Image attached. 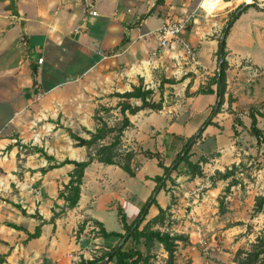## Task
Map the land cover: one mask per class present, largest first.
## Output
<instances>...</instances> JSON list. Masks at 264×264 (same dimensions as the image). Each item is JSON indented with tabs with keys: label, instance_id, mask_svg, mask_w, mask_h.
Masks as SVG:
<instances>
[{
	"label": "crops",
	"instance_id": "obj_1",
	"mask_svg": "<svg viewBox=\"0 0 264 264\" xmlns=\"http://www.w3.org/2000/svg\"><path fill=\"white\" fill-rule=\"evenodd\" d=\"M90 1L91 4H86L87 0H16L18 12L16 16L5 8L9 0H0V112L11 115L8 121H5L4 125L7 126L3 129L19 131L20 142L24 145L43 147L39 145L38 126L32 129L35 131L32 135L36 137L31 141L33 137L30 138L27 131L32 125L19 120V117L30 112L31 108L36 111L38 118L39 112L44 116L48 114L41 111V108L42 110L52 108L51 118L54 119L53 116L56 114L57 118L61 119L60 121L55 119L52 123V128L57 131L62 129L65 131L66 127L73 131L80 126L89 128L93 122L90 105L94 107L98 102L115 105L118 98L109 97L110 93L130 90L132 85H137L140 81L145 87L153 88L149 83L154 84L157 81L158 84L161 76L178 79L189 73L191 76L176 84L178 87L172 86L177 97L174 104L163 106L157 111L143 108L136 114L129 115L133 123L131 128L147 130V141L154 140V145L155 138H152V132H159L157 138L161 139L162 149L157 146L155 150L144 147L143 150L159 151L163 164L169 165L170 163L164 159L166 156L162 154L164 147L167 148L169 155L177 152L175 150L177 143L172 144L171 138L175 136L186 139L194 130L189 124L191 117L185 115L189 113L198 115L200 123L210 114L215 103L216 85L213 83L210 84L212 93L185 96L184 88L191 80L189 92L193 93L211 82L215 76L221 35L217 30L220 23L215 27H207L196 25L201 23L200 18L196 19L193 23L196 26H192L184 37L187 45L195 52V55L191 56L178 43L167 47H159V43H150L148 38L150 30L142 29L146 18L138 25L130 26L128 25L130 20L126 17L122 19L115 17L119 10L118 6H114L121 0ZM110 6L113 7L110 13L112 16L108 15ZM234 8L236 3L228 11ZM92 10L96 11V15L91 14ZM119 23L123 26L122 31L126 32L111 40L110 33L118 29ZM123 38L127 39L125 44H121ZM225 51L228 66L225 101L222 105L224 107H221L220 112L213 117L214 124L204 129L202 142L209 136L222 133V118H227L226 124L231 128L234 115L227 111L228 96L234 99L231 108L237 115L241 109L247 113L251 105H258L264 101L263 8L252 5L239 14L225 35ZM40 57L43 58L41 63L38 62ZM177 63L181 64L179 68L176 67ZM257 91L259 95L256 94ZM244 97H248L247 102H243ZM113 99L115 101L112 102ZM85 112L90 116L87 118L81 116L85 115ZM240 118L249 128V123ZM236 128L239 131L238 125ZM259 128L264 131L262 127ZM65 133L66 139L57 140L56 143L66 148L65 153L52 154L45 148L44 150L57 161L65 158L85 159V147L75 146L74 141L66 131ZM9 135L7 133L0 137V195L3 198L0 200V264H76L81 257L91 259L98 256L93 254L96 252L95 249L107 251L118 244V237L104 238L95 231L89 235L86 226L90 221L85 223L79 234L77 229L84 218L97 219L105 227L102 215L112 212L116 213L119 226L116 230H108L106 227L105 229L124 232L116 207L121 205L123 193L130 194V197L134 193L125 186L120 191L109 186L104 188L105 180L120 174L122 169L116 165L92 162L85 169L77 205L62 210L64 201L59 199L57 194L68 182V174L73 165L65 164L43 173L40 168L47 166V161L39 155L38 164L29 167L27 159L26 169L17 173L19 160L16 156L21 152L16 142H11ZM138 142L140 143L139 139ZM8 145L11 147L8 148ZM218 150L214 152H219ZM200 155L207 156L208 153L202 151ZM145 158L155 159L157 164L156 158L145 156L138 161L139 168L134 177H138L141 171L143 174L140 175V179L148 189L138 204H134L135 213L152 192L156 184L153 177L163 173V169L158 165L157 172L144 173L142 169ZM212 159L214 158L209 161ZM218 169L221 170L220 167ZM23 186L26 187L25 190H22ZM13 189L18 193L12 197L10 191ZM101 195L105 197L101 198ZM9 200L19 203L28 214L38 212L44 221L41 223L40 219L22 214L8 202ZM156 200L162 208L171 205L164 188L158 191ZM173 211L171 208V212ZM54 212L59 214L54 222H51L50 218ZM157 213L158 207L152 204L146 220ZM133 219L127 218V222L130 223ZM7 222L21 225L30 233L40 224V234L38 237L28 238L26 231L15 229L7 225ZM93 227L94 225L90 226ZM94 228L97 230V227ZM195 261L193 257L191 264H195Z\"/></svg>",
	"mask_w": 264,
	"mask_h": 264
},
{
	"label": "rangeland",
	"instance_id": "obj_2",
	"mask_svg": "<svg viewBox=\"0 0 264 264\" xmlns=\"http://www.w3.org/2000/svg\"><path fill=\"white\" fill-rule=\"evenodd\" d=\"M198 1L199 0H121L117 5L114 6H118L117 8L119 10L115 17H118L119 19L126 17L130 20L128 24L130 26L138 25L142 19L146 18L144 26L142 27L143 31H153L167 18L170 20H176L184 16L186 13L196 10ZM237 2L238 0L235 1V3ZM256 3L264 6V0H257ZM86 4H91V1L87 0ZM150 8H152L151 12L149 15H147L146 13ZM112 9L113 7L110 6L108 15H110ZM127 9L129 10L127 11ZM236 9L237 7L228 11L227 8L224 11H218L216 14L212 15H206L203 12L197 11L196 16L197 18L201 19V23H196V25L215 27L216 24L218 25L220 23L219 29L217 30L218 33H220L222 32L228 20L234 15ZM119 25L116 31H112V33H110L111 40L115 39V36H120L123 32H126V30L122 31L121 27L123 26L120 23ZM196 25L191 23L186 27L181 36L184 43L186 42L184 39L185 35L190 32L192 26L194 27ZM148 38L150 43H158L157 34L155 32L151 33ZM178 44L186 49L182 43ZM186 44L188 43L186 42ZM103 46L104 43L100 46V48L102 49ZM180 66V63L176 64L177 68ZM171 69L175 68L171 67ZM176 75H178V72ZM149 84L156 90V93L152 99L157 100L159 98L157 81L154 84ZM175 86L178 87V85ZM166 87V89H168L170 86ZM173 91L176 90L173 88ZM258 91L256 94L259 95ZM166 93L167 92H165V97L170 99L167 97ZM176 98L177 97L175 96L172 97V104L176 102ZM254 98H256V96ZM242 100L243 102H247L246 100H248V97H244ZM113 101L115 100L113 99L112 102ZM103 102L105 103V100H103ZM100 104L102 103L98 102L94 105V107L93 105H90L92 112L91 118L93 122L89 125V128L85 126L76 127L74 130L75 132L83 136H88L85 129H95L97 123L93 119V114L95 109ZM261 104L262 102L258 103L257 106L264 110V105ZM181 106H183V104ZM41 111L48 114L44 116L39 112L38 118L36 117V111L31 108L30 112L23 114L22 117L20 116L19 120L22 123H29V125H32L27 131L30 134L29 137H33L31 138V141H34L36 137L35 135H32V132H35L32 131V129L38 126L39 145H42L43 149L45 148L47 152L52 154L65 153L66 148H62L56 144L57 140L64 141L66 139L65 131L63 129L57 131L56 129L52 128L53 121H55V119L60 121L61 119L57 118L56 114V118L55 116H53L54 119L51 118L50 113L53 112L52 108H46L44 110L41 108ZM101 114L109 124H112L113 120L119 117L117 110H113L110 114ZM209 115L210 114L207 116ZM10 116L11 115L7 112H0V137H3L5 134L9 133V137L12 139L11 142L15 143L17 140L18 143L23 146L20 147L18 145V148H20L19 152H21L16 156L19 160L16 168L18 173L26 169L25 165L27 163V159L29 161V167L30 165L38 164L39 153H35L31 148L32 146L24 145L20 142L21 138L19 137V131L3 129L7 126L4 125V123L5 121H8ZM81 116L87 118V116H90V114L85 112V115L81 114ZM158 116H160V114H158ZM185 116L191 117L189 124L191 127H194L193 132H191L190 136H188L191 137L198 131L200 124L203 121L199 123V116L192 113L186 114ZM237 116L239 118L242 117L246 123H249L250 125L248 112L244 113V110L241 109L239 115ZM221 121L223 124L221 126V134L209 136L202 142V132L199 138L197 135L196 139L194 140L195 143L191 145L190 159L192 161L199 160L198 158L200 157V153L202 151L208 153V162H201L204 176L189 178V176L183 172L184 164L182 162L176 171L171 174L170 178L165 181L164 190L168 196L169 203L171 204L170 206L172 209H174V211L167 216L165 224L168 223V225L165 226L164 224L161 229L164 230L167 228L170 232L186 235L189 239V244L179 242L175 253L176 264H190L193 257L196 260L195 264H204L206 259L214 261L217 264H235L233 261L235 251L238 248H249L250 243L254 241L256 235L261 231L262 228H264V215L253 214L252 212L254 197L259 194H264V145L259 147L256 144L255 138L249 135V129L243 124V121L241 125H238V134H233L229 124H226L227 118H222ZM258 125L264 129V117L259 116ZM152 133V138H155V145L154 140L147 141V130L142 128L140 130L138 128H131L124 133V147H126V149H133L136 151L134 160L135 162L143 159V147L155 150V148L158 146L162 149V144L160 143L161 139L159 137L157 138L159 132L153 131ZM138 139L140 140L141 144L138 142ZM170 142L172 144L177 143V145H175V150L178 151L184 144L185 139L183 137L176 138L173 136ZM166 150L167 148L164 147L162 154L166 156L164 157L165 161L167 163H171L176 152L169 155ZM215 150H218L219 152H214ZM212 157L214 159L209 161V159ZM143 162H145L144 169H142L144 173L151 174L159 170L157 164L155 163V159L145 158ZM239 162H242L243 166L239 168L235 175L242 179L241 186L235 185L232 186L229 191H225L224 188L226 187L227 180H219L216 182L214 187L210 186L208 177L214 173L215 169L220 167L221 170H224L225 167L230 166L232 163ZM142 174L143 173L140 171V175ZM140 175L138 177H130L121 170L120 174L106 179L104 182V188H108L107 186H109L112 189L120 191V189L125 186L130 188V190L134 193L132 197L129 196L130 194L123 193V200L120 201V206H122L121 208L129 219H132L137 215L138 211H136V213L134 212V204H138V202L145 196L148 189V187L140 179ZM62 188L63 186L61 189ZM25 189L26 187L23 186L22 190ZM34 192L35 191H33V194H35ZM17 193L18 191L13 189L10 191V196L13 197ZM103 197L105 196L101 195V198ZM1 199L3 198L0 195V200ZM102 217L105 219V227L108 230H116L118 228L119 222L116 213H105L102 215ZM146 219L147 216L145 217V220ZM144 221L142 222L141 226L143 225ZM25 224H27V222H25ZM247 225H249L250 230L247 228ZM90 226H93L91 221L86 226L88 229L87 233H89V235H91L93 231L96 233L97 230L94 227L90 228ZM197 231L201 233L203 239L205 240V245H201L197 242V236L195 233ZM130 247L140 249L144 252L146 251L145 245L143 243L134 242L131 239H129L125 244V248ZM204 247L206 248V255L204 253L205 251L203 250ZM95 251L96 252L93 254L101 255L106 250L95 249ZM151 253L153 255V258L151 259L152 263L164 264L167 254L160 244L155 243L154 246H152ZM163 253L165 256H163Z\"/></svg>",
	"mask_w": 264,
	"mask_h": 264
},
{
	"label": "trees",
	"instance_id": "obj_3",
	"mask_svg": "<svg viewBox=\"0 0 264 264\" xmlns=\"http://www.w3.org/2000/svg\"><path fill=\"white\" fill-rule=\"evenodd\" d=\"M158 1V0H157ZM162 1V0H160ZM16 0H9V3L5 5V8L10 10L13 15H18L16 5ZM242 7V4L237 7ZM248 6L241 9L239 14L247 9ZM151 9L146 13L150 14ZM236 9V10H237ZM239 16V15H238ZM237 16V17H238ZM236 17V18H237ZM232 25V24H231ZM230 25V26H231ZM188 26V25H187ZM229 29V28H228ZM228 31V30H227ZM227 34V32H226ZM225 34V35H226ZM127 42L126 38H123L121 44H125ZM219 51V50H218ZM219 53V52H218ZM226 51H225V37L223 40V50H222V60H221V78L220 81L217 78V71L215 76L212 78L211 82L203 87H199L193 93L189 92V88L191 87V80L186 84L184 88L185 96H191L195 93H212L213 89H211L210 84L213 83L216 85V100L220 95L221 98L218 102L216 110L214 112L213 117L220 112V109L225 101L224 94L226 89V69H227V61L225 59ZM87 68V67H86ZM188 76H191L189 73L181 76L180 78L169 77L166 78L161 76L159 78L157 90L159 93V98L157 100H153L152 97L155 95L156 90L154 88L145 87L143 82L140 81L137 85H132L130 90H126L123 92H112L108 96L118 98L115 105H104L100 104L94 111L93 119L97 123V126L93 131L85 129L88 137H83L79 133L73 131L71 128L66 127L65 131L69 135V137L74 141V145L77 147H85L86 149V158L83 160H74L65 158L62 161H57L53 155L48 154L43 147L32 146V150L35 153H39L40 156L44 157L47 161V166L41 167V172L45 173L47 170L61 167L65 164H72L73 168L69 172V180L66 184L63 185V188L58 191L57 197L59 199H63L64 205L62 206V210L64 208L71 209L75 207L80 198V190L81 184L83 183V176L85 169L94 161L100 162L104 165H116L120 167L123 171H125L130 177H134L138 168L139 162H135L136 151L133 149H126L123 143V135L126 130L132 127L133 123L129 118V115H134L138 111L143 108H151L155 111L161 110L163 106L172 104V97H174V91L172 86L178 83L183 82ZM168 84L170 87L166 89L165 85ZM167 91V99L165 97V91ZM215 100V102H216ZM228 107L227 111L230 114H233V123L231 125V129L233 134H238V130L236 125H241L242 120L237 116L235 111L231 108V104L234 99L231 96H228ZM171 102V103H170ZM264 105V101L262 102ZM261 104V105H262ZM213 109V107H212ZM113 110H117L119 117L113 120L112 124H109L108 121L104 118L101 113L110 114ZM248 116L250 118L249 125V135L254 137L256 140V144L260 147L264 145V131L259 128L257 124V116L264 117V110L257 105H251L248 109ZM213 117L207 116L205 120L200 124L202 127L201 131L198 133V138L201 136L203 130L211 124H214ZM190 137L185 139L184 144L181 148L175 153L174 158L172 159L169 165H164L162 156L159 151H151L149 149L142 150V154L147 158H156L157 165L163 169L162 175H155L153 177L154 182L156 183L152 192L144 201L143 205L140 207L137 215L134 219L128 223L127 216L124 213L123 209L120 205H117V215L121 226L124 230L123 233L117 231H107L102 222L93 218H84L83 222L79 224L77 229V234L82 232L85 223L87 221H91L94 227H97L96 233L104 238L107 237H118L119 242L125 237L127 233L128 236L125 238L124 242L117 247L114 251V247L105 251L101 255L93 256L91 259H84L83 257L76 264H109L112 262L113 264H154L151 262L153 255L151 253L152 246L155 243H158L162 246L167 256L165 257L164 264H176L175 253L178 247L179 242H184L189 244L188 236L183 234H177L170 232L167 228L162 230L161 227L164 226L167 216L171 213V206L167 205L166 208H162L159 206L156 200V196L152 198V193L156 189L157 185L162 181L163 176L170 169L171 165L178 158L180 153L183 151L185 146L187 145ZM17 142V145L23 147ZM195 143V141H194ZM8 148L11 145L7 146ZM191 149V147H190ZM190 149L183 155L179 163L172 169L170 174L167 176L166 180L170 178L171 174L176 171L179 167L180 163L183 162L184 168L183 172L189 176V178L202 177L204 176V171L201 167V162H207V156L200 155L197 161H192L190 159ZM243 166L242 162L232 163L230 166L225 167L224 170L215 169L212 175H209L210 186H215L216 182L219 180H227L225 191H229L232 186L242 185V179L237 177L235 174L239 170L240 167ZM165 180V181H166ZM165 181L162 182L160 190L164 188ZM10 202L14 207L18 208L22 214L26 216H31L41 220V223L44 221L41 215L38 212L33 214H28L24 208L19 203H15L13 201ZM155 204L158 207V213L146 220L141 226L142 222L145 220V217L148 213V209L144 212L147 204ZM253 214H263L264 215V194H259L254 197V203L252 207ZM144 213V214H143ZM59 213L54 212L50 218L51 222H54L55 217ZM7 225L27 232L26 228L21 225H17L13 222H7ZM168 223L165 224L167 226ZM41 225L38 224L33 232H27L28 238L38 237L40 234ZM247 228L250 227L247 225ZM78 236V235H77ZM131 239L134 242H141L145 245L146 251H142L137 248H125L126 242ZM118 242V243H119ZM113 251V252H112ZM107 258L105 262H103ZM233 261L235 264H264V228L256 235L253 242L250 243L249 248H238L233 256ZM191 264V263H190Z\"/></svg>",
	"mask_w": 264,
	"mask_h": 264
},
{
	"label": "built area",
	"instance_id": "obj_4",
	"mask_svg": "<svg viewBox=\"0 0 264 264\" xmlns=\"http://www.w3.org/2000/svg\"><path fill=\"white\" fill-rule=\"evenodd\" d=\"M237 0H199L196 10L186 13L184 16L176 19L170 20L166 19L159 27L149 33H156L158 38L159 47H167L173 43H182L185 46V51L191 56L195 55V52L191 47L184 43L181 38V34L186 29L187 25L195 23L197 19V11L203 12L206 15L216 14L218 11H224L225 9L233 7ZM257 0H238L236 7L244 3H252ZM234 3V4H233ZM92 15H96V11H91ZM43 58H38V62L41 63ZM197 236V242L201 245H205V240L203 239L199 231L195 232ZM205 255L207 254L206 248L204 247ZM109 264H113L110 262ZM204 264H217L214 261L206 259Z\"/></svg>",
	"mask_w": 264,
	"mask_h": 264
},
{
	"label": "water",
	"instance_id": "obj_5",
	"mask_svg": "<svg viewBox=\"0 0 264 264\" xmlns=\"http://www.w3.org/2000/svg\"><path fill=\"white\" fill-rule=\"evenodd\" d=\"M252 5L264 9V6H261V5L257 4L256 2L242 4V7L238 8L235 11L234 15L228 20V22L226 23V25L224 26V28H223V30L221 32V35H220V38H219V51H218L219 53H218V62H217V78H218L219 81H220V78H221V69H222L221 60H222L223 40H224L225 34H226L228 28L230 27V25L234 22V20L236 19V17L239 15V12L241 11V9L244 8V7H246V6H252ZM220 98H221V96L219 95L218 98H217V100H216V102L213 105V109H212L209 117H212L213 116V114H214V112L216 110V107L218 105V102H219ZM201 129H202V127H200L198 129V131L196 133H194L190 137V140L188 141V143L185 146V148L183 149V151L180 153V155L178 156V158L171 165L170 169L163 176L162 181L157 185L156 189L153 191L152 198L157 195L158 191L160 190V187H161L162 182H164L166 180L167 176L170 174V172L172 171V169L179 163V161L181 160V158L183 157V155L190 149L191 145L194 143V140L196 139V137H197L198 133L201 131ZM149 205L150 204L148 203L147 206H146V208L144 209V212L147 210V208L149 207ZM128 234L129 233H127L125 235V237L114 247L113 251L124 242V240L128 236ZM106 260H107V258H105V260L103 262H105Z\"/></svg>",
	"mask_w": 264,
	"mask_h": 264
}]
</instances>
